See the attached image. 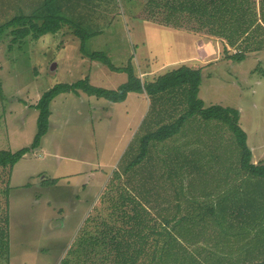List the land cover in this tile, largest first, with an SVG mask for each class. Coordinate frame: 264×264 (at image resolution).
Segmentation results:
<instances>
[{
	"label": "rangeland",
	"instance_id": "rangeland-1",
	"mask_svg": "<svg viewBox=\"0 0 264 264\" xmlns=\"http://www.w3.org/2000/svg\"><path fill=\"white\" fill-rule=\"evenodd\" d=\"M155 8L150 0H0V28L20 16L39 18V24L50 15L69 20L56 34L36 38L32 33L19 43L12 35L18 28L0 30V151L15 153L32 145L39 114L32 106L56 85L86 78L110 90L125 84L126 72L91 58L102 52L115 67L132 64L143 83L181 66L202 69L200 99L206 107L240 113L252 161L263 164L264 50L249 52L237 63L229 56L244 44L230 48L225 39L199 30L195 21L182 29L166 26L165 15ZM51 111L42 146L25 154L11 177L9 170H0V222L4 225L1 218L9 217L10 233V259L0 258V264H113L114 244L121 241L120 236L113 239L115 233L138 229L125 215H134L136 208L157 220L166 197L176 202L174 187L168 191L164 179L127 171L143 139L159 128L154 122L163 106L152 104L146 93L112 103L80 92L61 94ZM164 121L174 122V115ZM189 124L175 139L151 144L156 164L172 147L189 146L203 166L219 169L221 181L227 183L230 174L231 182L240 181L241 150L227 128L199 120L189 130ZM253 226L228 221L202 233L197 229L203 227H194L195 233L187 234L191 241L179 239L170 254L165 256L162 245L149 253L165 264H251L264 260L259 252H264V233ZM123 239L124 244L134 242ZM137 246L121 251L131 254Z\"/></svg>",
	"mask_w": 264,
	"mask_h": 264
},
{
	"label": "trees",
	"instance_id": "trees-1",
	"mask_svg": "<svg viewBox=\"0 0 264 264\" xmlns=\"http://www.w3.org/2000/svg\"><path fill=\"white\" fill-rule=\"evenodd\" d=\"M157 1L162 4H158ZM150 6L157 7L154 10L165 15L163 24L166 26L182 29L188 23L195 21L199 30L213 37L225 39L230 48L237 49L244 44L243 50L229 56L237 63L243 62L249 52L264 50V0H150ZM39 21V18L20 16L12 19L0 30L8 27L18 28L12 35L13 41L18 38L19 43L32 33L39 38L48 33L56 34L69 25V20L52 15L46 17L42 24H39ZM91 58L106 65L112 71L126 72L128 81L117 90L93 86L88 78L73 84H59L49 89L41 96L38 103L32 106L39 112L37 133L32 145L15 153L0 151V170H9L11 177L14 167L23 159V156L42 146L43 139L50 130L51 104L61 94L79 95L80 92H85L89 96L112 103H123L131 93H146L152 104L163 106V114L154 122L155 125H159V128L151 130L143 139L140 154L129 165L127 171H134V176L149 175L150 180H155L157 176L161 178L158 180L164 179L163 183L168 191L174 187L176 202L175 204L172 202L171 196L165 198L164 210H157L158 218L156 219H161L160 222L150 218L147 212L148 219L136 208L133 209L134 215H125L129 223L135 222L138 229L128 232L121 229L117 234L115 233L113 239L120 236L121 241L114 244L118 253L114 257L113 264H165L166 262L158 261L157 256L149 253V250L154 248V252L157 253L158 246L162 245L165 256L170 254L176 242L180 243L179 239L191 241L187 239V234L195 233L196 229L191 230L194 227H203L197 229L202 233L209 226H224L230 221L240 224L242 228L255 225L264 233L262 229L264 226V163L255 164L252 161V150L247 143L248 135L240 125V113L235 109L222 106L206 107L204 101L200 99L202 69L181 66L159 76L155 81L143 83L132 64L124 68L115 67L109 56L102 52L93 53ZM169 108L170 111H168ZM177 111L180 116L175 118ZM172 115H174V122L164 124V119L171 118ZM199 120L216 121L230 132L241 150L239 164L243 177L240 181L231 182V174H226L227 183L221 181V174L217 168H214V172L210 174L213 170L197 161L198 152L190 151L189 146L188 148L172 147L169 149L170 153L163 152L165 155L159 156L158 159L162 165L156 164L152 155L153 148L156 146L151 144L175 139L183 134L186 124L190 123V130V125L196 124ZM216 128L219 126L217 125ZM146 158L149 159L148 166L143 165ZM167 164L170 166L167 167ZM164 166L165 170H163ZM220 170L224 173L223 168ZM152 190L156 192L157 188ZM8 192L7 187L5 194L7 195ZM250 210L253 212L251 216L248 213ZM250 218H253V221L250 222ZM1 219L4 225L0 222V258L4 257L8 260L10 259L9 217L5 215ZM163 231L167 235L165 238ZM123 237L132 238L133 244H124L123 241L126 240ZM136 245L138 246L131 254H129L130 251H121L125 247ZM259 252L264 253L263 250ZM251 264H264V260L260 258Z\"/></svg>",
	"mask_w": 264,
	"mask_h": 264
}]
</instances>
